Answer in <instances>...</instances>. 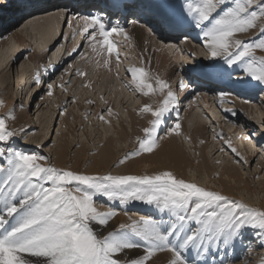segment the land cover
<instances>
[{
    "label": "snow or ice",
    "instance_id": "obj_1",
    "mask_svg": "<svg viewBox=\"0 0 264 264\" xmlns=\"http://www.w3.org/2000/svg\"><path fill=\"white\" fill-rule=\"evenodd\" d=\"M224 5L230 6L222 9ZM20 6L26 10L35 8V0H20ZM129 6L137 8V0H128L123 5ZM120 7L117 5V10ZM139 10H147L168 30L184 29L185 25L199 30L212 58H222L229 67L245 63L244 78L237 79V83L245 85V80L250 78L264 84V57L257 61L253 55L254 49L264 50V27L259 29L258 43L235 39L236 34L257 28L258 20L264 23V0H176L175 5L173 0H150L140 5ZM61 15L68 20L67 15ZM80 19L83 21L81 35L89 39L97 55L105 49L109 55L117 54V45L111 39L114 34L128 38L124 28L108 29L98 16L88 14ZM97 29L98 37L93 35ZM245 58L248 59L245 61ZM103 66H109L108 59L103 60ZM129 72L137 92L148 96L154 91L143 68L133 67ZM211 72L223 71L212 68ZM77 74L86 75L82 71ZM33 82L43 86L39 72ZM156 85L155 91L165 94L162 105L156 109L145 105L141 109L151 113L152 126L143 130L147 138L139 139L138 151L125 155L119 161L121 165L129 156L153 153L157 147L154 134L161 125V118L179 105L177 95L163 79L157 78ZM189 86L188 80L178 84L181 91ZM48 89L47 94L52 96V85H48ZM20 107L22 109L23 105ZM8 118L15 117L10 112ZM98 119L104 120V116L99 115ZM180 129L181 124L177 122L170 133L178 135ZM24 131L21 130V135ZM15 136L14 131L8 130L6 119L0 118V173L7 172L6 177L0 179V200L5 204L0 209V264H33L27 257L37 258L36 264H155L159 259L157 253L163 252L170 256L164 257L160 264H217L215 259L209 261L208 256L220 253L226 256L229 248L242 243L240 238L245 229H252L259 237L258 246L264 248V212L177 179L170 171L155 175H99L59 169L51 165L47 156L13 151L7 145ZM225 143L231 147L230 141ZM231 151L236 153L235 148ZM97 194L121 203L133 201L155 206L161 217L141 215L139 219H132L129 216L130 223H121L117 229L101 236L93 224L99 229L107 228L118 213L99 211L94 203ZM16 199L18 204L13 203ZM14 214L16 223L9 230L6 228L8 218ZM164 215L169 217L168 221L163 219ZM193 251L194 258L189 261L186 253ZM251 251L249 244L248 252ZM132 253L135 255H130ZM219 264H225L224 259H220Z\"/></svg>",
    "mask_w": 264,
    "mask_h": 264
},
{
    "label": "rangeland",
    "instance_id": "obj_2",
    "mask_svg": "<svg viewBox=\"0 0 264 264\" xmlns=\"http://www.w3.org/2000/svg\"><path fill=\"white\" fill-rule=\"evenodd\" d=\"M14 3H16V0H0V10H3L4 11L3 14H5L6 13L5 9L6 8L13 9L12 7ZM173 3L175 5L176 0H173ZM229 6L230 5H224L222 6V9H226ZM66 7L68 9H71V11H73L71 6L67 5ZM64 8L65 7H61L60 9H64ZM6 11L8 10L6 9ZM29 12L33 13L35 11L33 10L24 11L23 12L24 15L22 14V11H19V13L22 14V16H20L21 17L20 20L26 19L27 17L33 15V14L29 15L28 14ZM26 14H28L29 16ZM79 14L78 13L73 15L71 14L70 16H68L67 21H65L64 19L60 20L59 30L60 31L62 30L63 33H62V38L59 42L60 45H58L59 47L57 46L54 49V51L59 49L58 60L63 56V54L65 55L62 58H66L68 55H70V52L71 55L69 60L64 64L63 68L60 69L61 65L60 66L56 65V67H58L59 70L57 72V70L55 69L53 71V75L51 76L45 74L46 73L45 70L42 69L45 68L46 65H49L48 59H46L47 63L46 61L45 63H42V60H40L41 62H38L36 60V56L33 55L31 46L30 48L22 49L21 42L16 37H12V34L17 32V30L21 28L19 27L18 29H16V27H18L22 21L17 26H13L12 22L10 21V23L9 22L8 23L11 24L12 26H9V24L7 23L5 24L6 25L5 28L3 30H0V53L3 51L2 52L3 54L4 53L7 54V50H5L6 48L4 47V45H1L3 41L6 42V44H8V47H11L13 48V50H16V54H18V52H21L16 56L14 65L10 67V70L8 66L3 72L0 73V96H2L3 93L4 94L7 93L9 95L8 103L7 101L3 102L2 104L0 103V118H5L8 130L14 131L16 133L15 138H13L8 143L7 145L8 147H10L13 151H21L25 154H39V155L47 156L50 158V162L52 166L64 170H71V164L66 162L64 165L60 167L57 166L52 161L53 160L52 153L49 152V149L54 145L56 141L57 142L67 141L71 143V145H69V148L67 150L69 159L74 154V151L80 149L82 150V152L83 150L84 151L87 150L85 154V159H87L88 157H90V155H96L98 152L104 151L106 148H108L109 144L104 143L103 131H105L108 134V137L109 136L113 137V139L116 141L115 144L117 148L116 150L123 149L122 152H117L116 159L114 160V162H112V164L109 165V169H108L109 171L108 174L118 175L115 172L117 171V168L121 165L118 162L121 159H123L125 155L130 154L133 151H138L139 139H144V137L147 138V134L144 131H140V135H137L135 138L132 139L130 138L125 139L121 137L122 135L120 136L121 132L128 133V135L134 133L135 132L134 129L135 125L133 119L134 114L140 116L139 114H137L138 111H135V109L129 110L130 101L132 102L135 101L140 103L141 100H145L147 97L145 95L143 96L142 92L136 91L135 85L132 83L131 80L130 72H127L130 68L133 67L141 68L140 59L137 56L136 49L132 46L131 39L129 37L127 39L126 38L124 39L123 37L125 36L123 34H121L122 43L118 42L116 44L118 57L117 54L109 55L106 49L103 51L101 55H97L96 53H94L92 51V48L90 47L89 39H86L84 36L81 35V33H79L80 31H77L80 27H82L80 26L82 25L81 23L82 19H80L82 15L80 16ZM220 14H222V11ZM151 18L152 17H150L149 15H146L145 20L148 24L146 25L142 23L146 26V28L150 29L149 33L151 32L154 33L151 30L163 31V29L160 28L158 23L156 24L150 23ZM69 22H71L73 25L72 32L70 31L69 28H67ZM257 25H258L257 28L251 29L244 34L238 33L237 39L239 37V40H241L243 38L242 35H245L244 38L246 40L243 38L241 41L247 43H253V44L258 43L260 38L258 35L260 28L258 27H264V23H261L258 20ZM129 26L130 25H126L125 30H127ZM186 28L189 29L190 27L187 26ZM108 29H110V26L108 27ZM12 30L13 32L7 34ZM192 31H194V28L192 29ZM192 31L190 32L188 31L189 32L188 34L189 35L191 34L190 36L194 34L192 33ZM70 32H71V36L69 37L68 34ZM186 33L187 31H184V34ZM195 34L193 35V37H195ZM93 35H96L98 37L96 32L93 33ZM119 35L120 34H117L118 38ZM189 35L187 36L188 38H185V36L183 37L182 35L179 38L178 42L176 41L177 43H174L175 45L173 46L167 45L166 49L168 50L170 49L168 53L164 52L165 49L164 45L159 44V42L156 43L158 39V35H155L157 37L154 36L155 38L152 40L150 37V42L151 41L155 42L154 44L151 45L150 49L154 48L157 51L163 52L164 54H168L170 57V58L167 57L168 59L172 58V63L167 66L168 68L174 66L173 64L177 63V59L179 61L178 64L175 65L177 68L176 71L170 77V81L167 82L171 90L177 95L178 99H180L179 108H177V111L171 110L165 113V115L161 118L162 121L161 125L157 128V131L154 134L157 138V143L161 140V138L163 139L164 137H168V134L170 133V129L174 127L175 123L179 122L182 123V125L185 124L186 122L184 121V119H185L186 111L189 110V108L195 107L196 109L194 108L193 112L194 113L197 112L196 114L199 117V120H201V123L205 124L207 128L203 131V136L201 137V139H199L200 141L196 143L194 140H191L192 138L194 139V137L192 138L187 137L185 135L187 131H183L182 126L178 135L174 133H171L169 135H173L174 139L178 142V144L182 145L184 150H186V152H189L188 156L195 165L202 158L201 157L202 155L200 154L201 151L199 148H201V150L202 148L203 150L205 149V151L208 154H210V152L213 151L212 152L213 156L209 155L208 164H207L210 168H212L213 172H212V179H211L212 182H211L210 179L206 177V174L205 175H202L200 173L198 174L197 171L188 169L185 171L188 181L190 183H195L197 186L203 187L205 189L208 187L207 188L208 190L220 192L221 187L219 186L218 181H216L217 178L219 177L220 171L224 166L232 167L236 170V172L242 174L245 182H247L249 185V190L247 192V190L243 188L241 182L238 181L234 182V180L231 179L230 183L231 185L234 186L233 194L236 195L237 199L241 203L246 204L248 205L247 207H251V209L258 211V203H260L259 201H264L263 192L261 191V186L259 184L261 183V181H264V122H262L260 119V116L264 119V103L259 102V100L264 99V95H263L264 90H261L262 91L261 92L260 89H258L256 92L257 97L249 96L248 98L251 99L253 102H256V104L260 103L258 107L261 106L259 107V110L260 112H262L261 115H259V113L257 112L256 114L252 113L251 118L244 117L246 118V120H250V123L254 125L252 126V128L251 127L248 128L247 126L243 125L241 123L242 121H239L237 124L232 121H227V119L223 120L219 107L214 108L215 106H213L211 103H213V99H214L213 96L216 97L217 93L225 94V92H222L223 90L218 91L220 89L219 88L220 86H215L217 88L210 90V92L208 91L205 92L203 91L205 89H202L201 86L200 87L197 86V84L200 83V81L198 79L197 81H195L196 76L193 74V70L196 69V65L195 64L193 65V61H192L193 58L189 57L187 52H185V49L183 48V42L188 40V42L190 44L192 43L194 47H198L197 49L199 51H203L200 45L202 44V40L196 37L198 38V40L194 41L190 38ZM155 39L156 41H154ZM33 41H36V43ZM37 41L38 40H34V38L32 37L31 44L33 45L35 43L34 44L35 47H40L39 45L40 42ZM81 43L82 45L79 46ZM93 43L95 42L93 41ZM144 43L145 41H142L143 48L145 47ZM156 44L158 46L160 45V47L156 46ZM96 46L97 48H99L98 44ZM174 46H178L176 50ZM74 48L76 49V51L73 53ZM146 51L147 50L145 49L144 52ZM121 52H123L122 57L119 56ZM206 54H207L206 57H211L210 53H206ZM253 55L258 61L261 57H264V50L254 49ZM141 57L143 59V55H141ZM105 58H107L110 62L108 67L103 66V60ZM146 58L149 67L151 55L147 56ZM182 59L183 62L181 61ZM247 59L248 58H245V61ZM22 64L24 68V73L20 70V66ZM114 65L116 66V68H113ZM236 65L240 67V69H241L240 65H242V67H245V63L242 62H238ZM237 66L235 65L231 67H229L228 65L225 66L226 68H228V70H226L227 73L230 70L229 75L228 76L226 75L227 79L225 80V83L227 84L237 83L235 82V77L239 75L238 72L241 71L240 69H238ZM78 68L83 69L82 72L86 73V77L88 79H91L92 78L91 76L96 77V75L97 76L99 75L101 77L104 75L103 78L106 79L105 78L106 76L107 79H109L107 81V83L110 85L108 87L109 90H102V89L100 91L96 90L98 91V93L97 95H95L93 90H91L90 87H86V83H84L87 80V78L85 76H80L76 73L77 72L76 70ZM154 68H159V65L155 64ZM62 71L63 72L69 71V72L63 75ZM37 72H39L41 76V79L43 81V86L37 85L33 82L35 74ZM70 72H71V77L69 78ZM239 77L244 78V73H242ZM187 80L188 82L192 80V82L191 81L189 82L190 84L189 87L192 86L196 87L197 90L194 89L193 87L188 88L187 90L184 91V93L187 91L186 92L187 94L181 93L180 95L178 84L181 81L186 83ZM79 81L81 82V84L79 83ZM151 81L153 83L152 86L154 91L149 93V96L151 98L148 99L147 97V100L150 101V104H148V106L154 109L155 106L158 108L162 105L163 99L165 98V94L161 93L160 91H155V89H157L158 86L156 85V81L154 79H152ZM72 82L73 83L78 82L77 83L78 87L76 86L75 89H70L71 88L70 84ZM147 82L149 83V76L147 77ZM17 83L20 84V88L19 86H17ZM48 85H52V89H51L53 93L52 96H49L47 94L49 90L47 88ZM224 87L225 86H223L222 88ZM246 88L245 90H248ZM226 90H229L227 86H226ZM259 91L261 92L260 94H258ZM239 94L240 92L234 91L235 97L239 96ZM260 95L263 96V98H260L261 97ZM88 96L90 97L92 103L95 104L96 102L100 106L104 105V107L106 106L107 104L106 102L108 101L109 97L111 99H114L116 97L117 101L119 99H123V100L125 99L126 102H128L130 99V101L129 103L123 105L122 107L118 105L119 108L124 109V110L120 109V112L118 111L119 108H116V106H114L116 115H113V113L109 114V108L103 110L100 109L97 110L94 104L89 102H84V100ZM129 96L130 98H128ZM202 98L204 99V101L205 100L208 101L205 104V106H207V104L210 105L209 108L211 112L210 115L203 113L207 110H205L201 104V102L203 101ZM21 104L23 105L22 109L20 107ZM199 105L200 108H203L205 111L204 110L202 111L200 108H198ZM223 105L228 106L227 104H223ZM186 107L187 110L185 111ZM220 107H224V106H220ZM214 109L216 111H214ZM10 112L15 117L13 120L8 118V113ZM19 115L20 117H18ZM99 115H103L104 120L98 119ZM149 115L151 116V120L148 124H145V128H150L152 126L151 121L154 118L152 117L151 113H149ZM107 116H110L108 120H107ZM174 116L178 117V119L174 118ZM210 116H211V120H210ZM181 118L182 120L180 121ZM139 120L141 119L139 118ZM215 120H217V122ZM118 123H120V126H118L119 125ZM21 130H25L23 132V135H21ZM226 131L232 133L231 138H228L225 135ZM218 133H220L219 138L217 136ZM250 133L251 135H249ZM129 140H131L132 142H130ZM225 141H230L232 144L233 143L235 144L234 146L236 148L235 147L233 148L236 149V153H239V156H237L236 153H233L231 151L232 147H229V145L225 143ZM129 144L131 146H129ZM242 146H244L247 150L250 149L252 150V151L250 150L252 152L251 154L252 158L249 161L248 160L245 161L246 160L245 158L246 155L250 153L248 152L246 154L243 148H241ZM240 157H243V159L241 160ZM84 161H82L83 163L80 162V167L77 172L86 174V172L84 171L86 162ZM7 167H8L7 163L5 162L4 168L7 169ZM6 175L7 172L0 173V179L5 178ZM46 186H50V185H46ZM13 203L17 204L15 200L13 201ZM94 203L99 211H108V210L117 211L118 214L110 221V225L108 226L109 231L117 229L121 223L124 222L126 223L129 220V216H131L132 219H139V216L141 215H145V216L153 215L154 217L157 216V219L161 217L159 215V210L156 209L155 206H149L142 202L130 201L127 203H121L119 200L118 202L117 200H108L106 197L98 194L94 196ZM4 207H5L4 201L0 200V209H3ZM125 213H127V215ZM16 218L17 215H14L12 224L8 228L9 230L11 229L12 225L16 223ZM163 219L168 221V218L166 219L163 218ZM94 225L95 224H93V228ZM240 239L242 243L238 242L235 248H229L226 256L224 255V253H220L218 255L219 257L210 254L208 256V260L212 261L213 259H215L217 261V264H219L220 259H224L225 264H244V262L246 261L247 264H254L256 258L259 259L260 257L264 256L263 254L264 248L258 246L259 237L256 236L255 232L252 229H245ZM249 244H251L253 248V251H251V253L248 252ZM253 253L255 254V256ZM193 254L191 253L188 254L190 255L187 258L189 261L193 260L194 258ZM130 255H135V253H132ZM127 258L128 257H123V259H127Z\"/></svg>",
    "mask_w": 264,
    "mask_h": 264
},
{
    "label": "bare ground",
    "instance_id": "obj_3",
    "mask_svg": "<svg viewBox=\"0 0 264 264\" xmlns=\"http://www.w3.org/2000/svg\"><path fill=\"white\" fill-rule=\"evenodd\" d=\"M110 1L113 2L114 0H110ZM16 2L18 4H20V0H16ZM138 2L141 5H144V4H148L149 0H138ZM138 2H137L138 7H137L136 11L139 12L138 14L140 15V18L137 19V21L130 20L129 23H127V25H130L127 28L128 31L127 30H125V31L128 34V37L132 41V46L136 49L137 56L140 59V67L143 68L146 73H148L149 83L153 85L151 80L154 79L156 81L157 78L163 79L167 83L170 81V77L176 71L177 68L175 65H177L179 61L177 59V63L173 64L174 66H171L170 68H168L167 66L172 63V58L168 59L167 58V57H169L168 54H164L163 52L157 51L154 48L150 49L151 45L155 43L153 41L150 42V37L152 40L155 37H157L155 35H158L157 41H156V39L154 41H156V43L159 42V44L164 45L165 46L164 52L168 53V51H170V49L169 50L166 49L167 45H172V46L175 45L174 43L178 42L179 38L184 34V31H187L186 34H188L190 31H192L193 28L188 29V28H186L187 25H185L184 29H180V31L177 30V32H174V33L171 31H168V30H167L168 32L151 30L154 33H152V32L149 33L150 29L146 28V26L144 25V24H146V25L148 24L145 20L146 15L153 17L150 19L151 20L150 23H155V24L158 23L159 22L158 18L152 16L147 10H143V11L139 10L140 4ZM55 4H56V2L54 0H35V8H28L27 10L36 11V10H41V9L44 10L45 9V11L41 12V13L38 12L37 14H33V15L29 16V18L33 17L35 15H41V14H42V16L39 18L33 19V20H29L23 27L19 28L22 25L21 24L22 22H21L19 24V26L16 27V29L19 28L17 30V32L12 34V37H16L21 42L22 49L23 48H30V46H31L32 51H33V55L36 56V60L38 62H41L40 60H42V63H45L46 59H48L49 65H46L45 68H42L43 70H45V72H46L45 74H47L48 76L53 75V71L55 69L58 72L59 69H58V67H56V65L57 66L61 65V67H60V69H61V68H63L64 64L70 58V55H68L66 58H62L65 55V54H63V56L58 60L59 49L54 51V49L58 45H60L59 42L62 38V33H63L62 30L61 31L59 30L61 18L56 16V14H54V13H53V15H47V13H51V12H53L55 10H59L61 8V6H58L59 4H56V5ZM15 5L16 4H14V6ZM56 6H58V7H56ZM54 7H56V8H54ZM91 8L95 9L93 6ZM6 9L8 11H6ZM6 9H5V12H6L5 14H3L4 13L3 10H0V30H3L6 26L5 24H7L8 22L10 23V21L12 22V24L14 26L15 22L13 21V19L19 18L18 17L19 15H17L16 13L14 14L12 9H10V8H6ZM72 9H75V8L73 7ZM20 10H21V7H20ZM27 10L23 8V12L27 11ZM75 12H77L79 14L80 11L76 10ZM70 13H72V11H70ZM79 15L81 16V14H79ZM29 18H26L23 21H25ZM102 22H104V20H102ZM81 23L83 25V21ZM142 23H144V24H142ZM69 25H71V26H69ZM82 25H80V26H82ZM9 26H12V25L9 24ZM119 26L122 27L121 25H119ZM72 27H73L72 23L69 22L67 28H69L71 32H72ZM81 28L82 27H80L77 30V31H80L79 33H81ZM122 28L125 29V27H122ZM258 28H260V27H258ZM13 30H15V29H13ZM13 30L8 32L7 34H10L11 32H13ZM71 32L68 34L69 37L71 36ZM96 33L98 35V29L96 30ZM156 33H158V34H156ZM192 33H194V34L196 33L195 37H193L194 34L192 36H190L191 34L190 35L188 34L192 40L197 41L198 38L200 40H202V44H200V45H201L203 51H199L197 49L198 47H194L192 43H191L192 44L191 45L188 42V40L183 42V48L185 49V52H187L189 57L193 58V60H192L193 65L194 64L196 65V69L193 70V74L196 76L195 81H197V79L200 81V83L197 82L198 83L197 86L198 87L201 86L202 89H205V90H203L205 92H207V91L210 92V90L217 88L215 86H220L219 87L220 89L218 91L223 90L222 92H225V94L221 95V93H217L216 97L213 96L214 99H213V103H211V104L213 106H215L214 108L219 107V110H220V113L223 117V120L227 119V121H232V122L237 123V124L239 121H242L241 123L243 125L247 126L248 128H250V127L252 128V126H254V125L252 123H250V120H246V118H244V117L251 118V114L252 113L256 114V112L259 113V115H261L262 112H260V110H259V107H261V106L258 107V105L260 103H264V99L259 100L260 103L256 104V102H253L251 99H248V98H249V96L257 97L256 96L257 90L258 89H260V91L264 90V84H260L256 81H252L250 78L245 80V85H240L239 83H231V84L225 83V80L227 79V76L229 75V71H230L229 70L228 73L226 71V70H228V68L225 67V66H227V64L224 63L222 58L206 57V55H207L206 53H210V50L204 46L207 43V41L205 39H203L202 34H199V30L194 29V31H192ZM7 34H5V35H7ZM242 34H244V33H242ZM237 36H238V34H236L235 39H237ZM242 36L244 38L245 35H242ZM1 37H2V35H1ZM32 37L34 38V40H38L40 42L39 43L40 47L34 46L36 41H33V42H35L33 45L31 44ZM196 37H198V38H196ZM123 38L125 39V37H123ZM123 38H122V40H123ZM185 38H188V37H185ZM111 39H113L116 44L118 42L122 43L121 34L119 35V38L117 37V34H114L113 37H111ZM238 39H239V37H238ZM142 41H145V43H144L145 47L144 48L142 47ZM233 43H234V41H233ZM1 45H4V47L6 48L5 50H7V54H5V53L3 54L2 53L3 51L0 53V73L3 72L8 66H9V70H10V67H12L14 65L16 56L19 53H21V52H18V54H16V50H13V48L8 47V44H6V42H4V41L2 42ZM81 45H82V43L79 46H81ZM156 46H158V45L156 44ZM158 47H160V45ZM177 47L178 46H175V50ZM145 49L147 50L146 52H144ZM122 53L123 52H121V54L119 55L120 57H122ZM37 55H38V57H37ZM141 55H143L144 60L142 59ZM149 55H151V59L149 62V67H148V64H147L148 62H147L146 57ZM201 57H203V58H201ZM105 59H107V58H105ZM181 61L183 62V59ZM46 63H47V61H46ZM155 64H158L159 68H154ZM235 66H237V65H235ZM240 66H241V69H240V67L237 66L238 69H240L241 71L238 72L239 75H237L235 77V82L237 79H242V77L240 78L239 76L243 73L244 67H242V65H240ZM127 67H130V66H127ZM113 68H116V66L114 65ZM212 68L222 69L223 72L217 73V74L212 73L211 72ZM20 70L24 73L23 64L20 66ZM74 70H75V68H74ZM76 71L77 72L83 71V69L78 68ZM18 72H20V71H18ZM68 72L69 71L63 72V75H65V73H68ZM127 72H129V70ZM69 75H70L69 76V78H70L71 72ZM103 76L101 77L99 75L98 76L96 75V77L91 76L92 78L88 79L85 75L87 80L84 83H86V87H90L91 90H93L95 95H97V93H98V91H96V90H99V91L101 89L102 90H109L108 87L110 85L107 83V81L109 79H107L106 76H105L106 79H104ZM190 81L192 82V80H190ZM77 83L78 82H76V83L72 82L70 84L71 85L70 89H75L76 86L78 87ZM79 83L81 84L80 81H79ZM17 86H19V88H20L19 83H17ZM223 86H225V87L222 88ZM226 86H227V88H229V90H226ZM192 87H189V88H192ZM193 88L196 89V87H193ZM245 88L248 90H245ZM179 90H180V88H179ZM145 91H147V90H145ZM234 91L240 92V94H239L240 97L239 96L235 97ZM260 91L258 94H260L262 92V91L261 92ZM179 92H180V95H181V93H184V91L182 92L181 90ZM186 92L184 94H187ZM232 96H234V97H232ZM88 97H86L84 102L91 101L90 97L89 98ZM147 97H148V99L151 98L149 95ZM147 97L145 100H141L140 103L135 102V101L132 102L129 99V101H130L129 110L135 109V111H138L137 114H139L140 116L134 114L133 119H134V125H135L134 126L135 132L131 133V135H128V133H122L121 132V134L120 133L119 134H120V136L122 135L121 136L122 138H125V139L135 138L137 135H140V131H143L145 129V124H148L150 122L151 116L149 115V113H145V112L141 111V109L145 105L150 104V101L147 100ZM183 97H185V96H183ZM128 98H130V96ZM231 98H234V99H231ZM260 98H263V96H261ZM8 100H9V95L7 93H5V94L3 93V95L0 96V101H2V102L7 101V103H8ZM202 100L203 101L201 102V104H202L203 108L207 111H205L203 108H200V105L198 108H200L202 111L204 110L205 112H203V113L210 115V113H211L210 109H209L210 105L207 104V106H205V104L208 101L207 100L204 101L203 98H202ZM247 100H249V101H247ZM129 101L126 102L125 99L124 100L119 99L117 101L116 97L114 99H111L109 97L108 101L106 102L107 104L105 107H104V105L100 106L96 102H95V104L94 103H92V104L95 105L97 110H99V109L103 110V109L109 108V109H111V113H113V115H116L114 106H116V108H119L118 105L120 107H122L123 105H126L127 103H129ZM116 102H117V105H116ZM223 104H227L228 106H225ZM188 105H191V104H188ZM220 106H224V107H220ZM156 108L157 107L155 106L154 109H156ZM177 108H179V105L175 108V111H177ZM194 108L195 107L189 108V110H187V107L185 108V111L187 110L185 113V119H184V121L186 123L183 125H182V123H180V124L182 126V130L187 131L185 135L187 137H190V138L194 137V139L192 138L191 140H194L197 143L200 141L199 139H201V137L203 136V131L207 128H206V125L201 123V120H199V117L196 114L197 112L196 113L193 112ZM120 109H123V108H119L118 109L119 112H120ZM214 111H216V110L214 109ZM18 117H20V115ZM109 117L110 116H107V120L109 119ZM139 118L141 120H139ZM174 118L178 119V117H176V116H174ZM117 119H120V118H117ZM260 119L262 122H264V119L261 116H260ZM181 120H182V118L180 119V121ZM210 120H211V116H210ZM215 121L217 122V120H215ZM132 122H133V120H132ZM118 124H119L118 126H120V123H118ZM202 125H204L205 127ZM220 133H218V134H220ZM103 134H104V143L109 144L108 148H106L104 151L98 152L96 155H90V157H88L87 159H85V154H86L87 150L86 151L83 150V152H82L81 149L74 151V154L69 159L68 154H67V150L69 148V145H71V143H69L67 141L66 142L65 141H61V142L56 141L54 143V145L49 149V152H51L52 156H53V160H52L53 163L60 167V166L64 165L66 162H68L69 164H71V170L77 172L79 167H80V162L85 160L84 162H86V164H85V170L84 171L86 172V174H99V175L108 174L109 173V171H108L109 165L112 164V162H114V160L116 159L117 152H122L123 149L122 150L121 149L116 150L117 149L116 145H115L116 141L113 139V137H110V136L108 137V134L105 131H103ZM169 134H171V133H169ZM169 134H168V137H164L163 139L161 138V140L157 143V147H156V149H154L153 153H143V154H141L139 156H135V157L130 156V158H128V160H126V162L123 165H120L117 168V171H115V172L118 175H123V174L155 175V174L162 173L163 171H170L173 173V175L177 179H183L186 182H189L188 178L186 177V174H185V171L189 169V170L197 171L198 174L199 173L202 175L206 174V177L209 178L211 181L213 170L207 164H208L209 155L211 156L213 151L210 152V154H208L205 151V149L203 150V148H202V150H201V148H199L201 151L200 154L202 155V156L201 155L200 156L202 158L200 157L201 160L199 162H197V164L195 165L190 160V158L188 156L189 152H186V150H184L183 146L179 145L178 142L174 139V136L169 135ZM225 135L228 138H231L232 133L226 131ZM43 138H42V141H43ZM129 141L132 142L131 140H129ZM234 145H235L234 143L233 144L231 143L232 148L235 147ZM129 146H131V145L129 144ZM241 148H243V150L245 151L246 154L248 152L250 153V154L246 155V158H245L246 159L245 161H247V160L249 161L252 158V156H251L252 150L251 149H250L251 151L247 150L244 146H242ZM237 151H238V149H237ZM231 179L234 180V182H236V181L241 182L243 188L246 189L248 192L249 185L247 182H245L242 174L239 172H236V170L232 167L224 166L221 169L219 177L216 180V181H218V184L221 187V190L219 193L229 197L230 199L239 201L237 199L236 195L233 194L234 186L231 185V183H230ZM259 184L261 186V191L263 192V197H264V181H261V183H259ZM207 188H206V190H208ZM15 201L17 202V204L19 203L18 199H16ZM117 202H118V200H117ZM259 202L260 203H258V211L264 212V201H259ZM244 205H246V204H244ZM246 206H248V205H246ZM249 208H251V207H249ZM14 215H16V214H14ZM159 215L161 216L160 213H159ZM155 218H157V216H155ZM163 218H165V219L168 218V220H169V217L167 215H164ZM13 219H14V216L12 218H8L9 223L6 225V228H9L11 226ZM128 222H129V220L126 223H128ZM109 225H110V223H109ZM94 229L98 230V234L101 236L106 234L109 231V228L107 227V228H104V232H103V229H99L98 225H94ZM189 253L193 254L194 251L189 252ZM189 253H186L187 258H188V256H190V255H188ZM193 255H195V253ZM166 256H170V253H167V252L157 253V257H159V259H157L155 261V264H160V261L163 260L164 257H166ZM235 256H237V255H235ZM254 256H255V254H254ZM263 257H260L259 259L256 258V261L253 260L254 264H264V259H262ZM231 258H232V256H231ZM28 259L31 260L33 262V264H36L37 258L28 257Z\"/></svg>",
    "mask_w": 264,
    "mask_h": 264
}]
</instances>
